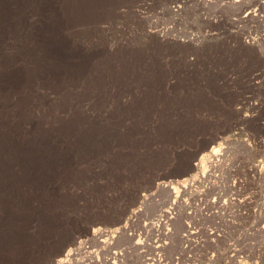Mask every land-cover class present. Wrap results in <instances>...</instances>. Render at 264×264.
Segmentation results:
<instances>
[{
	"label": "rangeland",
	"instance_id": "rangeland-1",
	"mask_svg": "<svg viewBox=\"0 0 264 264\" xmlns=\"http://www.w3.org/2000/svg\"><path fill=\"white\" fill-rule=\"evenodd\" d=\"M4 19L0 264H64L85 239L82 256L107 264L109 239L91 235L145 200L131 230L152 246L124 240L122 264H264V0H26ZM186 159L193 169L143 192L121 225L52 258L110 194Z\"/></svg>",
	"mask_w": 264,
	"mask_h": 264
},
{
	"label": "bare ground",
	"instance_id": "bare-ground-1",
	"mask_svg": "<svg viewBox=\"0 0 264 264\" xmlns=\"http://www.w3.org/2000/svg\"><path fill=\"white\" fill-rule=\"evenodd\" d=\"M25 2H26V0H0V14H1L0 20L2 21V16L5 18V16L8 17L9 15H15L19 11V8ZM259 2H262V1H257V5H258ZM40 3L42 5H45V4H47V0H40ZM9 11H10V13H9ZM255 14H256L255 13V10H251L250 12L247 13V16L246 17L247 18L248 17L249 18H252V17L257 18V17H259L257 14H256L257 16ZM1 21H0V28H2L3 26H5L6 23L9 22L8 19H4L2 22ZM245 40H246V43L255 42L254 37H248ZM44 47H45L44 48V51L46 53L51 52L53 55H55L57 57H61L62 54H63L59 50V45H57V42L54 41L53 39H51L50 37H46L45 38V40H44ZM54 58H56V57H54ZM221 152H223L222 147L221 148H218V150L214 151L209 156V160L210 161H208L207 166H206L207 169H208V171H207L208 172V178L219 179V174H218V176L216 175V170L215 169L220 165L221 159L223 157L222 156L223 154L221 155ZM196 183H197L196 182V179L193 180V178H191L190 180L186 181V184L187 185H190L191 187L193 185H195ZM165 187H167V186H165ZM145 204H146V200L144 201L143 204H141L140 209H138L137 211L133 212L131 214V216L125 221V224L126 225H123L121 227H116L112 231H107V230H101L100 229V230L95 231L93 233V235H91V238L90 239L93 240L94 242H96L97 245L98 244H101L102 246L106 247L105 243H103L101 241L103 237H107L109 239V241H110L108 243V246H107L108 252L106 251L107 252L106 254L108 255V258H103L102 257V261L103 262H105L107 264H122L123 263V260H124V258L126 256H132L133 255V251L130 248V246L129 245H126V243H122L124 240H129V243L131 244V241L136 238V240L133 243V245H135L137 247L133 246L132 248L139 255L140 254H144L145 251H143V249H146L147 247L152 246L151 244L146 243V241L144 239H141L140 236H138L135 233V230H131V225L134 222H137L136 221V215L141 210V208L145 206ZM155 222H158L157 219L154 221V223L152 225L157 224ZM104 241H105V239H104ZM153 242L156 244V247L158 249L159 248H162L161 241H159V242L153 241ZM91 245H92V243L90 242V245H89L88 239H85V240L79 242V244L75 248H73L70 253H68L66 255L64 264H71L73 261L76 260L77 257H78V259H77V263L78 264H96V262H100L99 259H98V257H99L98 256V250H96L97 249L96 247H95L96 248L95 249L96 250L95 252L91 253L88 256H82V253L81 252L82 251L85 252L86 249L89 246H91ZM95 246H96V244H95ZM90 251H91V248H90Z\"/></svg>",
	"mask_w": 264,
	"mask_h": 264
},
{
	"label": "crops",
	"instance_id": "crops-1",
	"mask_svg": "<svg viewBox=\"0 0 264 264\" xmlns=\"http://www.w3.org/2000/svg\"><path fill=\"white\" fill-rule=\"evenodd\" d=\"M193 165L194 159L167 162L157 170L149 172V175L141 176L128 190L121 193L118 191V194H110L108 205L97 209L94 206L84 218L77 219L70 224L62 240L64 242L59 244L58 250L52 255V258H56L57 255L62 256L71 245L73 246L81 237L88 235L94 228H112L121 225L130 211L140 202L143 192L153 190L158 183L177 179V175L173 171L179 166L185 168L184 172H189L193 169Z\"/></svg>",
	"mask_w": 264,
	"mask_h": 264
}]
</instances>
